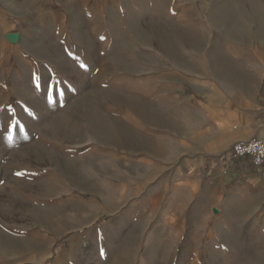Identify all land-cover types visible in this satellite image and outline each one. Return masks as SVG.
Here are the masks:
<instances>
[{"label": "rangeland", "instance_id": "obj_1", "mask_svg": "<svg viewBox=\"0 0 264 264\" xmlns=\"http://www.w3.org/2000/svg\"><path fill=\"white\" fill-rule=\"evenodd\" d=\"M8 3L0 264H264L233 159L158 173L264 96V0Z\"/></svg>", "mask_w": 264, "mask_h": 264}, {"label": "crops", "instance_id": "obj_2", "mask_svg": "<svg viewBox=\"0 0 264 264\" xmlns=\"http://www.w3.org/2000/svg\"><path fill=\"white\" fill-rule=\"evenodd\" d=\"M9 17L8 0H0V113L7 111L9 99L6 69L10 43ZM225 69L230 71L227 67ZM263 77L261 75V79ZM240 113L241 115L235 118L226 114L218 115L216 112L215 114L210 111L206 113L207 123L204 124L200 132L201 135L198 136L200 139L195 141L197 148L194 149L193 155L183 154L179 161L161 164L158 169L160 176H164L168 172H180L181 174L184 170L190 171L191 168L193 170L197 167L201 168L211 156L222 155L221 157L226 159L230 149H227V146L230 143L240 138L249 139L264 135V96L262 99L258 97V94L254 96L250 100V105L241 109ZM205 138L206 140H201ZM232 162V165H230L231 169L227 173L221 170L212 184L219 185L224 180L230 183L237 182L236 189L232 191L226 201L233 203L239 199L257 197V200L260 201L257 209H264V167H255L247 159H233ZM153 182L155 180L150 181L148 186L153 184ZM260 186L259 192L252 196L251 188Z\"/></svg>", "mask_w": 264, "mask_h": 264}, {"label": "built area", "instance_id": "obj_3", "mask_svg": "<svg viewBox=\"0 0 264 264\" xmlns=\"http://www.w3.org/2000/svg\"><path fill=\"white\" fill-rule=\"evenodd\" d=\"M229 159H247L255 167H264V135L234 142L228 152Z\"/></svg>", "mask_w": 264, "mask_h": 264}, {"label": "snow or ice", "instance_id": "obj_4", "mask_svg": "<svg viewBox=\"0 0 264 264\" xmlns=\"http://www.w3.org/2000/svg\"><path fill=\"white\" fill-rule=\"evenodd\" d=\"M101 39H103V37H101Z\"/></svg>", "mask_w": 264, "mask_h": 264}]
</instances>
